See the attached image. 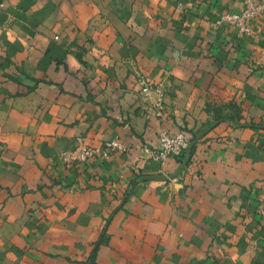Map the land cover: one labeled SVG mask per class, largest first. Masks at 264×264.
<instances>
[{"label": "crops", "instance_id": "crops-1", "mask_svg": "<svg viewBox=\"0 0 264 264\" xmlns=\"http://www.w3.org/2000/svg\"><path fill=\"white\" fill-rule=\"evenodd\" d=\"M245 1L0 0V264H264V13L217 23ZM162 128L191 148L151 160Z\"/></svg>", "mask_w": 264, "mask_h": 264}, {"label": "built area", "instance_id": "built-area-1", "mask_svg": "<svg viewBox=\"0 0 264 264\" xmlns=\"http://www.w3.org/2000/svg\"><path fill=\"white\" fill-rule=\"evenodd\" d=\"M264 13V0L253 2L246 0L243 7L238 12H224L217 19V23H228L234 25L241 34H249L251 27L249 21L258 14ZM139 83L143 89H147V82L140 78ZM192 141L185 132L180 131L170 134L165 129H160L157 134L156 145L143 143L139 150L146 154L151 160L163 163L168 158H178L185 154L191 147ZM127 144L120 139H110L104 141L100 146H86L81 150L80 158L86 159L95 154L108 156L116 152H126ZM169 180L174 181L176 177Z\"/></svg>", "mask_w": 264, "mask_h": 264}, {"label": "trees", "instance_id": "trees-1", "mask_svg": "<svg viewBox=\"0 0 264 264\" xmlns=\"http://www.w3.org/2000/svg\"><path fill=\"white\" fill-rule=\"evenodd\" d=\"M191 148V147H190Z\"/></svg>", "mask_w": 264, "mask_h": 264}]
</instances>
